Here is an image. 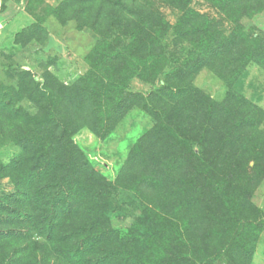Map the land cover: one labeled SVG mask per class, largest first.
Here are the masks:
<instances>
[{
	"label": "trees",
	"instance_id": "trees-1",
	"mask_svg": "<svg viewBox=\"0 0 264 264\" xmlns=\"http://www.w3.org/2000/svg\"><path fill=\"white\" fill-rule=\"evenodd\" d=\"M193 1L62 0L52 6L57 19L79 22L98 39L88 56L90 70L76 82L55 79L49 91L34 89L35 116L0 100V134L20 147L14 159L0 164V177L10 176L16 188L1 206L5 238L15 230L25 249L34 235L71 244L72 251L57 252L70 262L80 253L82 264H141V246L118 236L107 215L122 186L182 231L148 264H217L223 256L230 257L227 264H251L264 218L252 202L264 179V111L234 90L218 101L171 81H188L209 68L233 82L251 62L264 70V33L251 42L240 23L263 12L264 0H207L223 21L193 9ZM163 3L181 13L174 30L186 26L193 36L191 59L167 51L171 26ZM162 75L164 83L149 93L128 89L135 77L155 85ZM134 106L156 124L113 182L91 165L74 135L88 129L106 138ZM215 236L219 248L207 252ZM1 241L0 264L22 260L19 248L8 250Z\"/></svg>",
	"mask_w": 264,
	"mask_h": 264
},
{
	"label": "rangeland",
	"instance_id": "rangeland-1",
	"mask_svg": "<svg viewBox=\"0 0 264 264\" xmlns=\"http://www.w3.org/2000/svg\"><path fill=\"white\" fill-rule=\"evenodd\" d=\"M61 1L0 0V100L13 101L14 108H23L34 116L37 105L30 99L34 89L40 85L49 91L55 79L64 85L76 82L90 70L88 56L98 39L95 33L86 26L82 27L79 22H64L55 17L52 6H57ZM192 7L204 15L223 21L220 11L207 0H195ZM160 10L171 26L164 42L167 51L172 57H194L193 36L186 35L188 27H183L179 33L174 30L180 11L164 3ZM220 23L227 30L234 28L232 23ZM240 23L244 27L241 33L254 42L264 33V11L253 17H244ZM172 66L176 68L180 65L174 63ZM167 71H172L171 67ZM164 79L162 75L152 85L135 77L128 89L149 93L162 85ZM171 83L175 86L190 84L218 101L234 90L264 111V70L253 62L233 82H227L211 69L203 68L188 81ZM153 99L150 101L153 102ZM155 124L156 120L151 114L134 106L108 137L101 138L88 129H82L74 135V140L98 172L117 182L138 140ZM261 129L264 131V119ZM192 147L197 149L194 145ZM19 153L20 147L0 134V164H8ZM15 192L13 179L10 176L0 177V213L6 198ZM252 202L264 214V179L256 187ZM107 215L118 236L123 239L133 237L136 246H141L143 251H138L136 258L141 264H148L150 258L159 256L160 246L169 241L170 236L179 238L182 233L170 218L157 211H148L144 200L133 190L122 186L111 198ZM191 230L190 234L194 235V228ZM3 237L0 233L4 247L8 250L19 248L21 251L22 260L16 264H82L80 253L73 257L72 262L58 256L57 252L66 254L67 250L72 251L71 244L60 241L49 243L45 237L34 235L25 249L15 230L6 238ZM217 248L219 244L215 236L207 252H214ZM228 260H231L230 257L223 256L217 264H227ZM251 264H264V218L256 236Z\"/></svg>",
	"mask_w": 264,
	"mask_h": 264
}]
</instances>
